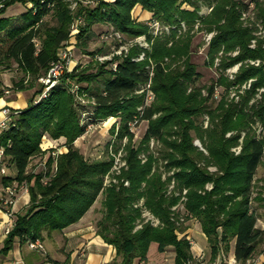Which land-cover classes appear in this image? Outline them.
Segmentation results:
<instances>
[{
  "label": "trees",
  "instance_id": "1",
  "mask_svg": "<svg viewBox=\"0 0 264 264\" xmlns=\"http://www.w3.org/2000/svg\"><path fill=\"white\" fill-rule=\"evenodd\" d=\"M92 1L0 0L3 4L0 7V65L10 69L17 64L22 73L15 80L17 89L37 85L30 105L13 114L10 127L0 136V145L5 147L4 163L15 171V175L4 176L5 186L14 182L20 186L28 184L31 193V202L17 215L0 255H7L17 239L44 240L45 232L49 235L66 230L103 197L105 215L96 231L116 251L115 257L106 264H142L147 261L153 242L163 253L173 247L177 255L175 264H189L194 260L192 243L179 236L184 222L173 211L186 189L187 219L200 222L212 259L219 253H229L235 242L236 260L246 264L264 243V228L258 226L259 216L253 208L256 175L264 163V138L257 136L254 126L264 125V96L252 102L258 88L264 85V62L260 65L246 62L264 60V38L256 34L258 23L264 25V0ZM19 2L31 6L15 25L5 13ZM74 2H77L75 8ZM138 5L152 14L151 19L170 27L169 33L154 35L148 21H140L133 15ZM205 7L209 12L201 14ZM245 12H251L258 23L250 18L246 23L247 19L242 17ZM76 21L78 30L74 32ZM197 23H200L198 29ZM96 24L111 27L101 38L113 32L126 40L146 35L150 48L134 43L127 53L101 62L96 59V51H88L91 59L83 64L85 67L78 65L63 74L48 95L35 103V98L45 89L38 79L46 76L58 59V51L75 36V44L87 46ZM198 31L215 33L208 49L212 66L221 51L219 70L242 62L235 80L222 72L209 85L200 82L202 74L192 61ZM102 39H112L114 45H119L114 37ZM254 39L257 43L253 47ZM113 46L101 54L112 53ZM236 50L239 53L232 55ZM143 52L146 57L136 60ZM252 78L255 80L251 88L241 93L239 100L227 94L216 99L219 85L229 88ZM69 80L82 84L80 93H87L95 101L92 105L95 116L119 117V138L128 136L130 145L135 135L129 123L137 117L140 122H148L139 144L129 145L128 168L123 169L117 183L105 186L112 160L90 161L75 147L85 127ZM149 82L155 99L141 113L139 107L145 105L146 98L144 92L138 91ZM46 134L54 139L65 137L68 147L67 152L58 156L49 154L46 174L51 178L47 183L44 171L29 170L32 159L45 153L42 143ZM196 139L206 150L195 143ZM152 140L162 143L161 157L150 153ZM239 145L242 149L236 153L233 148ZM142 152H149L145 162L140 156ZM160 158L167 161L166 179L160 171ZM54 163L58 169L52 175ZM211 166L216 171H211ZM126 181L129 185H125ZM172 181L175 189L168 195ZM206 184L212 187L209 189ZM260 195L257 198L263 199ZM142 200L160 219L158 226L146 222L137 228L142 219V207H139Z\"/></svg>",
  "mask_w": 264,
  "mask_h": 264
},
{
  "label": "crops",
  "instance_id": "2",
  "mask_svg": "<svg viewBox=\"0 0 264 264\" xmlns=\"http://www.w3.org/2000/svg\"><path fill=\"white\" fill-rule=\"evenodd\" d=\"M26 6L30 7L31 4ZM15 13H8V11L5 13V16L10 17L14 24L18 20ZM138 16L140 20H147L152 17V14L139 5L137 7ZM73 40L76 41L75 37L72 38ZM21 76L22 73L19 71L17 64H14L13 68L10 69L0 65V123L5 118V114L3 113L4 108H9L13 114H16L27 108L30 105V99L32 96L34 97L37 85L23 90L15 87V80L18 81ZM2 131L0 129V136ZM83 139L84 134L76 142L80 145ZM58 144L64 147L66 145V138L54 139L49 134H46L42 143V148L45 153L32 159L29 170L35 172L41 171L43 168L42 163L47 161L51 153L50 149L59 146ZM4 165L6 166V164ZM6 169L7 173L3 174L0 167V197L5 192L4 176L15 175L13 169L8 166H6ZM30 202L31 193L28 184H23L20 187L17 199L12 206V215L6 211V208L0 202V248L4 246V242L9 235L6 233L7 227L16 222L17 215L22 213ZM97 203L92 206L78 223L67 227L66 230L54 231L49 235L45 232V239L42 240L45 246L44 251L34 250L29 246L28 242H22L21 239H17L13 249L7 255H0V264H106L108 261L110 262L115 257L116 251L114 246L107 244L103 237L96 231L97 226L94 224V219ZM196 223L194 225L195 227H189L187 230L189 237L195 241L192 245V255H194L195 261L204 260L207 264H240L236 260L235 242H233L232 249L229 253H220L216 259H212V251L207 236L203 232L200 222ZM153 248H156L158 252V256L155 258L156 260L151 257ZM168 248H172L173 250L172 264H175V256L177 255L175 254L174 248ZM166 254L167 250L164 253L160 252L158 250V244L153 242L150 246L148 259L142 264H169L157 260L159 258L164 259ZM263 261H258L255 264H262Z\"/></svg>",
  "mask_w": 264,
  "mask_h": 264
},
{
  "label": "rangeland",
  "instance_id": "3",
  "mask_svg": "<svg viewBox=\"0 0 264 264\" xmlns=\"http://www.w3.org/2000/svg\"><path fill=\"white\" fill-rule=\"evenodd\" d=\"M110 1H112V0H110ZM138 6H136L134 11H133V15L135 17H137V7ZM28 8H29L28 6H26L20 2L16 3L15 5H12L11 7L8 8V10H7L8 13H11V12L15 13L16 12L15 15H16V17H18V20H16L15 25L18 23V21L19 22L21 21V15L24 12H26L28 10ZM208 10L209 9L206 7L202 8L201 14L208 13L209 12ZM137 18L140 20L139 16ZM150 19H147V20L141 19L140 21H146L147 22ZM247 21H248V19L246 20V23H247ZM252 21H255L256 23H258L257 21H259V20L255 17ZM159 22L161 23V25L165 26L161 21H159ZM199 24L200 23H197L196 29L199 28ZM260 25H263V23H261ZM75 26L77 27V21L74 23L73 29L75 28ZM256 28H257L256 29L257 36L262 35V34H259L261 27H259L257 25ZM110 29H111V27L108 24H96L93 27L91 36H89L87 46L83 47V46H78L77 44H73V48H74L73 61H74V64H73L72 68L70 70H68L67 72L73 71L75 68H77L78 65H82L81 68L85 67L83 64H85V63L87 64V61H90V59H91V58L86 59V56H90L87 53L88 51H96L97 52L96 54H98V55L99 54L102 55L101 54L102 52L110 51L111 50L110 47L115 44L113 42V40L112 39L111 40H103L101 38V34L110 30ZM262 33H264V32H262ZM210 34H213V36H214L215 33H213V32L212 33L211 32L206 33L205 31H198L194 37V46L195 47H194V50L192 53V61L194 63H196L198 71H200V74H202V78H201L200 82L202 84L209 85L210 83H212V81L217 80L220 77L222 72L230 80H235L237 73H239L242 62L239 61V63H236L235 65L228 67L225 70H222V69L219 70V67L221 64V59H222L221 57L223 54V51H221L219 56L216 58L214 65L212 66V64L209 63L210 57L208 54V49H209V45L211 42L210 40H212V38H213V36H212L211 39H209ZM260 38H264V36H261ZM99 49L101 51H98ZM238 53H239L238 50H236V51L232 52V55H237ZM253 60L249 59L246 62L254 64V65H260L261 64V63L257 64L258 60H261V59L254 60L255 63H253ZM261 62H264V60H261ZM230 68H232V69H230ZM254 80L255 79L252 78V79H249L248 81L244 82L243 84H239V83L235 84V85L233 84L232 86H229V88L219 85L217 87V89L219 90V97H216V99L220 100L224 94H227L230 97H232L233 92L239 91L241 89V87H244V85H248L249 83H251V86H252V83ZM69 81L71 83V91L72 92L76 86H78L79 88L82 86V84H79V83L75 82L74 80L73 81L69 80ZM259 88H261V87H259ZM246 90H248V88L245 89L244 92ZM204 92H206V91L204 90ZM244 92H242V93H244ZM238 93L241 94V92H238ZM74 94L76 95V93H74ZM76 97H77V95H76ZM86 98H88V99H86ZM76 103H77L76 107L79 110L80 116L82 115L83 109L93 110L92 109V102H91V99L89 97H85V99L84 98H81V99L77 98ZM95 117L99 118L97 116H95ZM115 119H119V117L110 118V119H107V121H104V122L98 124L97 128H95L93 131L89 132L88 134H86L84 136V139L82 140L80 145L77 142L75 143V147L78 148L80 150V152L85 157L90 159V161L94 160V159H97V160L107 159V160L113 161L114 155H117V156L121 155L122 158H124L125 160L128 159L129 145L131 143V140L129 139L128 136H124L122 139L119 138V134L117 133V131H118L117 128L113 130ZM119 121H120V119H119ZM147 127H148V122L142 121V124L137 129L135 138L132 140V144H131L132 146H136L139 144L140 140L143 138V136L145 134ZM254 127H255L254 129L256 130L257 136H259L260 138H264V129L262 131H260L261 128L264 127V125H262L261 123H257V124H255ZM229 134H231V133H229ZM244 135H245V133H243V136ZM112 137H114L115 140H113ZM197 141H198V139L195 140V143H197ZM161 144H162L161 142H158L155 140L151 141L150 150H149L150 153H153L155 156H159L161 151H162L161 149L163 147V145H161ZM67 148H68L67 145H64V147L59 145V146H56V147L50 149V151L54 156H58L62 152L63 153L67 152L68 151ZM148 154H149V152L148 153H144V152L141 153L140 156L142 157L143 162H145L146 159H148ZM160 157H161V155H160ZM166 162H167L166 160L160 158V164H159L160 165V171L163 173L164 179H166L167 178L166 176L169 174V172H167V169L165 167ZM56 165H57V163H56ZM127 168H128V160H127V167H125L124 169H127ZM258 169L259 170H258L257 175H256V184H255L254 192H253V198H254L253 199V208L256 210V212L259 216V219H258L259 225L258 226L264 228V163ZM210 170L216 171V167L211 166ZM206 185H207V188H209V189L212 187L211 184H206ZM172 187H173V184L171 182L168 185V192H167L168 195L173 192V190H172V192L169 193V189H171ZM172 189H175V188H172ZM178 193H179V190H178ZM259 193H261V195L259 197H261L263 199L257 198ZM144 202L145 201L142 200L140 203V206H139V207H142V219L139 220L140 221L139 225H141V226L143 225V223H146V222H149L152 224V218L157 217L156 215H154L152 213V211L150 209H148L147 207L144 206ZM148 212H150V216L147 214ZM180 212L184 214V217L186 219L184 221V224L182 225V227H183L182 230H179V236L188 238V236H189L187 234L188 228L189 227H191V228L195 227L194 225L197 224L196 222H199V221L196 219H187V216H186L187 210L186 209H183ZM104 215H105V208L103 205V197H101L97 203L96 216L94 219V224L97 226V229H98V223L104 217ZM160 223H161V221H160ZM155 226H158V225H155ZM137 228H139V227H137ZM173 254L174 253H173L172 248H167V254L165 255V258L164 259L159 258L157 260H161L163 262H167L169 264H172ZM222 254H226V253L222 252ZM157 256H158L157 249L153 248V250L151 252V257L154 260H156L155 258H157ZM263 260H264V243L260 246L258 252L253 256V258H251L246 264H255L258 261H263ZM191 263L192 264H207L204 260L203 261L202 260L201 261H195V258L193 261H191Z\"/></svg>",
  "mask_w": 264,
  "mask_h": 264
},
{
  "label": "built area",
  "instance_id": "4",
  "mask_svg": "<svg viewBox=\"0 0 264 264\" xmlns=\"http://www.w3.org/2000/svg\"><path fill=\"white\" fill-rule=\"evenodd\" d=\"M87 2H93V1L92 0H87ZM76 5H77V2H74L73 3V8H75ZM2 6H3V4L1 3L0 7H2ZM251 6L253 7V4ZM242 17L246 18V19H249V18L252 19L254 17V15L251 12H245ZM148 22H149V25H150L154 35L161 34L164 31H167L169 33V31H170V27L161 25V23L158 20H156V19H150ZM183 26H184V29H186V27H185L186 25L183 24ZM258 26L261 27V30L259 31V34H262V35H259V34L258 35L259 36H264V33H262V32H264V25L258 24ZM77 30L78 29L75 26L74 32H76ZM109 36L118 39L119 45L118 46L114 45L113 46V52L110 53V54L98 55L96 57V59L99 60L100 62L108 60V59H112L115 55H122L123 53H127L129 51L128 48H130V46L132 44H134V43H138L141 46V48L142 47L143 48H150V42L148 41L146 35H141V36H139V37H137L135 39H130V40L127 39L126 40V38L123 35H121L120 33L113 32V33H111L108 36L107 35H103L102 38L108 39ZM212 36H213V34H210V38L209 39H211ZM75 43H76V41H72V39L70 40V42L66 43L65 46L60 51H58L59 52L58 59H56L52 63V65H51L48 73L46 74V76L44 75V76H42V77H40L38 79L39 83H42V84L45 85V89H44L43 93L40 96H38V98L35 100V103H38L42 98L46 97V95H48L47 93H49V91L55 85L58 84L61 76L65 72H67L68 70H70L72 68V66L74 64V61H73V56H74L73 44H75ZM256 43H257V39H254L253 43H252V46L254 47L256 45ZM145 57H146V54H145V52H143L136 58V60H142ZM87 58L89 59L91 57L90 56H86V59ZM253 63H255L254 60H253ZM260 63H261V60H258L257 64H260ZM114 66L116 67L117 63H114ZM230 69H232V68H230ZM151 83L152 82H149L146 86H144L141 90L138 91V93H140V94H143V92H144L145 98H146L145 103H144L145 105L139 107V111L141 113L144 111L146 105L151 104V102L155 99V92L151 88ZM247 88L248 89L251 88V83H249L248 85H244V87H241V89L239 91L233 92L232 98H235V99L239 100L240 93H238V92L242 93ZM73 93H76L77 98H79V99H81V98L85 99V97H88L87 93H80V88L78 86H76L73 89ZM263 96H264V85L261 88L258 89L257 96L252 102H254L257 99H261ZM215 97H219V90L218 89H216ZM86 99H88V98H86ZM91 102H92V105L95 104V101L92 100V99H91ZM3 113L5 114V118L0 123V129L5 130V129H8L10 127L11 121L13 119V112L9 108H4L3 109ZM110 118H115V116H110L107 119H110ZM107 119L106 118H103V119L102 118H96L94 116V111L93 110L83 109L82 115H81V124L85 127L84 136L86 134H88L89 132L93 131L95 128H97L98 124H100V123H102L104 121H107ZM141 124H142V122H140V118L139 117L135 118V121H132L131 123H129L130 130H131L132 133H134L135 136H136L137 129L139 128V126ZM208 125H209V117L207 116V118L205 120V126L207 127ZM114 128L115 129L117 128V130H118L117 133L120 131L121 122L119 121V119H115ZM263 129H264V127H262L260 131H262ZM112 139L115 140L114 137H112ZM152 141H154V140H152ZM197 145H199L201 147V149L206 150L199 140L197 141ZM241 149H242L241 145L233 148V150L236 153H240ZM4 157H5V147L3 145H0V167H1V172L3 174H6L7 173V169H6V166L4 165L5 164L4 163ZM42 164H43V168H42L41 171H44L45 174L48 173V165H47L48 163H47V161H45ZM125 167H127V160L122 158L121 155H118V156L114 155L112 169H111V171L108 174H106V177H105V186H109L112 183H117L118 182V176L122 173V171H123V169ZM57 169H58V167H57L56 163H54L52 168H51V170H50L51 174L53 175L54 173H56ZM50 178H51V175H47L46 174L45 178H44V182L47 183ZM172 184H173L172 188H175V181H172ZM125 185H129V181H126ZM20 187L21 186L18 185L17 182H15V183H13L11 185L5 186L4 195H2L0 197V202L6 208V211L9 212V214H11V215L13 214L12 213V206H13V204L15 203V201L17 199ZM172 188L169 189V193L172 192V190H174ZM187 191L188 190H186V189L183 191V197H182V199H180L181 200L180 203L173 207V210L176 213L180 214L179 215L180 222H184L185 219H186L184 217V214L181 213L180 211L185 209L184 201L187 200L186 196H185ZM147 214L150 216V212H148ZM179 220H178V223H179ZM152 224L153 225H159L160 224L159 218L153 217L152 218ZM14 225H15V222L13 224H10L7 227V229H6V233L7 234L10 233V231L13 229ZM140 226L141 225H139L138 227H140ZM188 239L190 240L192 245L195 243L191 237L188 236ZM28 244L34 250H40V251H44L45 250L44 243L42 242L41 239H37V240H31L30 239L28 241ZM189 264H192L191 261H190Z\"/></svg>",
  "mask_w": 264,
  "mask_h": 264
}]
</instances>
